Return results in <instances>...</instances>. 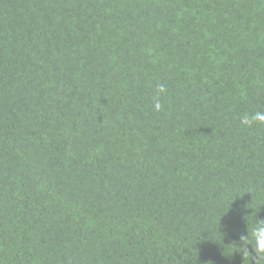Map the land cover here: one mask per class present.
<instances>
[{"label": "trees", "instance_id": "1", "mask_svg": "<svg viewBox=\"0 0 264 264\" xmlns=\"http://www.w3.org/2000/svg\"><path fill=\"white\" fill-rule=\"evenodd\" d=\"M256 111L264 0H0V264H254Z\"/></svg>", "mask_w": 264, "mask_h": 264}, {"label": "clouds", "instance_id": "2", "mask_svg": "<svg viewBox=\"0 0 264 264\" xmlns=\"http://www.w3.org/2000/svg\"><path fill=\"white\" fill-rule=\"evenodd\" d=\"M166 92L163 84L157 85L156 96L154 97V110H162L160 95ZM241 124L246 127H252L253 124H264V111H256L252 114H245L241 117ZM235 247L228 251L238 253L243 261H252L255 253L254 264H264V219H256L253 226L249 229L247 225L246 232L239 237L238 242L231 243Z\"/></svg>", "mask_w": 264, "mask_h": 264}]
</instances>
